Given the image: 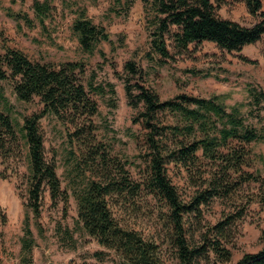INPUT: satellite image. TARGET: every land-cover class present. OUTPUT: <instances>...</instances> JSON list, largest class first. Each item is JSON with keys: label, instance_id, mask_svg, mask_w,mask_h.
I'll use <instances>...</instances> for the list:
<instances>
[{"label": "trees", "instance_id": "trees-1", "mask_svg": "<svg viewBox=\"0 0 264 264\" xmlns=\"http://www.w3.org/2000/svg\"><path fill=\"white\" fill-rule=\"evenodd\" d=\"M32 1L36 18L44 25V18L51 8L50 2ZM114 1L120 3L122 0ZM224 1L142 0L152 10L153 49L163 58L170 57L163 43V35L170 30L174 46L180 51L186 50L191 43L210 41L218 48L232 52L260 40L264 34L262 0H242L247 11L259 17V21L251 26L219 17L215 10ZM123 2L128 7L133 0ZM7 15L18 26L21 21L29 28L33 27V21L26 13L8 11ZM71 30L80 48L89 54L94 53L100 42L110 40L105 28L87 17L85 8H78ZM123 68L127 104L134 109L141 106L132 119L144 131L142 148L136 155L144 163L138 180L131 179L124 168L128 160L121 162L110 157L107 150L95 142L91 117L98 113V105L90 93L104 96L109 92V105L114 107L112 83L94 82V73L85 81L86 66L82 61H34L10 46H4L0 52V80L12 81L18 100L30 102L37 97L43 104L40 112L23 118L20 133L16 131L10 115L0 110V163L7 164L15 153H19L21 138L27 149V212L18 264L31 263L35 240L29 228L28 213L39 227L37 219L41 212L43 189L47 187L53 203L61 200L66 206L68 199L60 188L54 162L44 156L43 137L39 129V118L44 113H50L66 129L72 128L67 135L72 141L78 140L87 153V166L93 167L95 177L80 171L83 182L72 190L79 229L101 247L112 250L123 263L165 264L156 241L123 222L117 213L122 207L134 210L150 197L160 204L163 211L165 236L173 246L177 264H199L201 261L212 264H264V231L260 236L262 246L257 252H246L235 262L231 260L228 245L233 237L235 221L242 216L241 208L236 214H224L213 224L202 223L203 208L215 199L232 198L243 183L260 182L264 186L258 172L244 169L251 167L254 160L248 144L264 140V126L256 128L247 123L236 106L227 110L220 95L205 98L178 93L171 98L160 99L156 92L137 79L132 82L141 77V69L134 60H127ZM247 97V114L259 117V112L264 110L263 89L249 84ZM169 164L183 168L197 187L187 201L180 197L167 176ZM0 176L5 178L6 174L0 172ZM258 201L264 205V189ZM55 230L61 245L75 248L72 230L60 224ZM195 231L198 233L195 234ZM102 253L95 251L93 255L100 257Z\"/></svg>", "mask_w": 264, "mask_h": 264}, {"label": "rangeland", "instance_id": "rangeland-1", "mask_svg": "<svg viewBox=\"0 0 264 264\" xmlns=\"http://www.w3.org/2000/svg\"><path fill=\"white\" fill-rule=\"evenodd\" d=\"M49 2V14L44 18V25H41L35 16L32 0H0V52L4 46H10L21 50L34 61H82L86 66L85 81L94 73V82L104 85L106 82L112 83L115 90L114 107L109 105V92L104 96L90 93L98 105V113L91 117L95 142L107 150L110 157L121 162L128 160L124 168L131 179L138 180L143 173L144 163L136 155L142 148L144 131L138 122L132 121L141 106L132 108L125 97L122 78L126 75L123 66L127 60H134L141 69V77L132 82L137 79L156 92L160 99L171 98L178 93L205 98L220 95L227 110L236 106L247 123L256 128L264 126V110L259 112V117L250 116L246 105L249 84L264 91V34L260 40L243 46L239 51L227 52L210 41L191 43L186 50L180 51L174 46L170 30L163 35V43L170 57L163 58L153 49L152 10L142 0H133L128 7L123 0L120 3L114 0ZM78 8H85L87 17L103 26L109 34V42H100L92 54L80 48L71 30ZM261 10L264 11V0ZM8 11L26 13L32 19L33 27L29 28L21 21L18 26L7 15ZM215 11L219 17L243 26H251L259 21V17L247 11L242 0H225ZM42 108L43 104L37 97L30 102L18 100L12 81L0 80V110L10 115L18 133L21 132L23 118L40 112ZM39 129L43 137L44 156L46 160L54 162L60 188L68 199L66 206L61 200L53 203L45 187L37 219L39 227L28 213L29 228L35 240L30 264H125L112 250L101 247L80 230L76 222V201L72 190L83 182L80 171L85 172L86 176H95L93 167L87 166L85 149L78 140L72 141L67 135L72 128L66 129L50 113H44L39 118ZM248 146L254 160L251 167L244 169L258 172L264 180V140ZM26 150L21 138L19 153H15L7 164L0 163V172L6 174L5 178L0 176V208L4 215L2 218L0 214V264L19 263L20 239L24 234L27 212L25 202L29 168ZM167 176L183 200L187 201L197 188L183 168L169 164ZM262 189L264 186L260 182L243 183L232 198L215 199L203 208L202 223L209 225L224 214H236L240 208L243 210L242 216L235 221L233 237L228 245L233 262L246 252H257L262 246L260 236L264 231V205L258 201ZM117 213L123 222L156 241L165 264H177L173 246L165 236L163 211L155 199L147 197L138 208L122 207ZM58 224L72 230L74 249L61 245L55 230ZM95 251L103 253L96 257L93 255ZM199 264L212 263L201 261Z\"/></svg>", "mask_w": 264, "mask_h": 264}]
</instances>
